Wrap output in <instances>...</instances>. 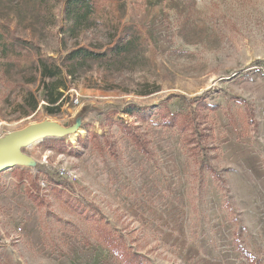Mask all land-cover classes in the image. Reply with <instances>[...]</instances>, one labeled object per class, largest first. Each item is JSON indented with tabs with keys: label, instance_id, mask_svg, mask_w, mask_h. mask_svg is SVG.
<instances>
[{
	"label": "rangeland",
	"instance_id": "rangeland-1",
	"mask_svg": "<svg viewBox=\"0 0 264 264\" xmlns=\"http://www.w3.org/2000/svg\"><path fill=\"white\" fill-rule=\"evenodd\" d=\"M65 1L16 17L0 0V137L45 120L84 130L0 173V264H264L263 120L245 89L264 77V0H96L80 30ZM81 46L98 57L67 62ZM36 54L62 68L54 114Z\"/></svg>",
	"mask_w": 264,
	"mask_h": 264
},
{
	"label": "trees",
	"instance_id": "trees-1",
	"mask_svg": "<svg viewBox=\"0 0 264 264\" xmlns=\"http://www.w3.org/2000/svg\"><path fill=\"white\" fill-rule=\"evenodd\" d=\"M11 4L15 2L13 11L16 17H19L21 13V8L18 7L26 3H34L38 6H43L46 4V0H8ZM96 6V0H66L64 3V15L66 19L72 21L71 28L73 30H80L89 28L93 21L90 20L91 15L93 14ZM22 7V6H21ZM33 16H30L29 19H33ZM0 39L6 37V27L4 24L0 23ZM10 38V37H9ZM12 39V38H10ZM13 40V39H12ZM14 44H17L16 42ZM128 46V41L122 42L120 45H115L112 50L115 53H122L123 50ZM95 51L88 49L86 47H78L71 49L67 52L65 60L71 64L81 61L93 60L98 57ZM36 66L39 67V79L42 81L43 89L45 90V100L48 103L46 110L49 114H54L60 107L62 101L59 100L62 97V92L59 90L60 87L65 88V78L60 74L62 73V68L58 65H55L52 59L45 58L40 54H36ZM257 74L261 75L260 71H256ZM66 75H71L70 71L66 69ZM49 80L45 82V80ZM28 96L34 100L33 95L29 92ZM36 101L30 106L31 110H34L37 106ZM132 141L136 148L143 154H148L150 151L147 147V143L139 135L131 134ZM59 140V138H55ZM19 178H22V173L18 174ZM124 264H139V255L137 253H128L127 259L124 261Z\"/></svg>",
	"mask_w": 264,
	"mask_h": 264
},
{
	"label": "water",
	"instance_id": "water-1",
	"mask_svg": "<svg viewBox=\"0 0 264 264\" xmlns=\"http://www.w3.org/2000/svg\"><path fill=\"white\" fill-rule=\"evenodd\" d=\"M74 134H78L77 128L67 129L53 120H45L0 137V173L15 167L34 166L32 158L23 152L32 143Z\"/></svg>",
	"mask_w": 264,
	"mask_h": 264
},
{
	"label": "crops",
	"instance_id": "crops-1",
	"mask_svg": "<svg viewBox=\"0 0 264 264\" xmlns=\"http://www.w3.org/2000/svg\"><path fill=\"white\" fill-rule=\"evenodd\" d=\"M248 86H246V91L251 94V102L254 104V113H258L263 101H264V77H259L256 80L253 81V83H247ZM256 148L257 154L256 156L258 157L260 154L264 155V120L259 123L257 126V132H256ZM253 165L256 162H253L251 160ZM255 166V167H254ZM254 169L259 168L254 165ZM257 170V171H258Z\"/></svg>",
	"mask_w": 264,
	"mask_h": 264
},
{
	"label": "bare ground",
	"instance_id": "bare-ground-1",
	"mask_svg": "<svg viewBox=\"0 0 264 264\" xmlns=\"http://www.w3.org/2000/svg\"><path fill=\"white\" fill-rule=\"evenodd\" d=\"M84 134V130L80 129L78 134H74L71 136H66L65 138H68L70 142L74 143L77 139L78 135H83ZM34 143H32L31 145H33ZM31 145H29L28 147H30Z\"/></svg>",
	"mask_w": 264,
	"mask_h": 264
},
{
	"label": "built area",
	"instance_id": "built-area-1",
	"mask_svg": "<svg viewBox=\"0 0 264 264\" xmlns=\"http://www.w3.org/2000/svg\"><path fill=\"white\" fill-rule=\"evenodd\" d=\"M78 101H79V100L76 99L75 103H78ZM257 115H258V119H259V120H264V101H263V103H262V105H261V107H260V109H259Z\"/></svg>",
	"mask_w": 264,
	"mask_h": 264
}]
</instances>
